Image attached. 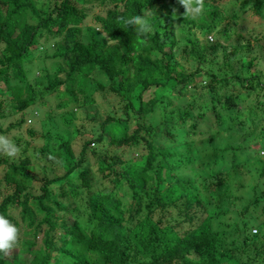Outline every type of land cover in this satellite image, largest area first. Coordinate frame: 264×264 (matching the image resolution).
I'll list each match as a JSON object with an SVG mask.
<instances>
[{"label": "trees", "instance_id": "trees-1", "mask_svg": "<svg viewBox=\"0 0 264 264\" xmlns=\"http://www.w3.org/2000/svg\"><path fill=\"white\" fill-rule=\"evenodd\" d=\"M77 1L0 0V136L20 124L27 107L44 104L45 90L55 95L40 130L26 129L40 143L15 134L9 138L18 151L10 156L0 149V215L25 237L9 255L0 253V264L264 262V148L258 145L264 142V70L251 68L255 51L264 54V30L245 23L264 22V0H204L202 12L188 16L178 0H81L112 6L91 16L102 35L86 27L85 38ZM225 12L250 28L249 53H241L248 41L228 49L216 37ZM137 15L149 20L151 32L125 26ZM192 26L202 39L186 37L190 45L178 46L177 30L189 33ZM209 33L216 39L207 40ZM41 37L53 41L54 64L35 93L23 65ZM206 51L219 64L212 67ZM94 70L107 80L117 112L107 111L74 154L71 107L95 105L103 85L91 77ZM11 115L17 119L2 127ZM234 125L241 131L232 146L243 149V159L215 170V157L205 161L198 146ZM248 137L256 148L241 146ZM127 147L138 149L139 162L123 161ZM86 153L96 156L101 177L110 176L108 187H91ZM34 162L41 164L36 173Z\"/></svg>", "mask_w": 264, "mask_h": 264}, {"label": "rangeland", "instance_id": "rangeland-1", "mask_svg": "<svg viewBox=\"0 0 264 264\" xmlns=\"http://www.w3.org/2000/svg\"><path fill=\"white\" fill-rule=\"evenodd\" d=\"M46 2L49 0H39V2ZM53 1V0H50ZM77 4L79 5V7H82L84 10V16L82 18V22L80 24V28L82 29V36L83 38L86 37V32H85V28L89 27L94 35L96 37L101 36V32L98 29V27L96 25L93 24L92 20H91V16L94 14H103L105 9L110 8L112 9L111 4L108 5V3L106 2L103 6L99 5L98 3H96L95 1H88L84 2L81 0L77 1ZM121 4L118 5V7H116V10H120L121 8ZM262 13H264V10H261ZM220 15V14H219ZM224 16H227L226 18L222 19L221 21H218L215 29L216 31H218V33H216V37L219 39L220 42L225 44V48L231 47V44H233V42H245L248 41V45L244 44L242 49H241V53L242 54H247L250 52V47L254 46V44H252V40H251V36L249 35L248 30H250V28H252L253 31H262L264 30V22H258L259 18H255V21L253 22V25L251 22H245L247 26H250V28L244 27V24H242L241 22H235L233 19L229 18L228 14L225 12V14H223ZM248 14H245V17ZM178 22L177 19H173L172 24H176ZM258 23V24H257ZM227 31V32H226ZM180 32V33H179ZM189 37L190 41H192L193 43H196L195 40L197 39H202L203 35L201 34L200 31L194 29V27H190L189 28V33L185 32V31H179L177 30L176 33V42L178 43V46H185L188 47L190 44L187 40V38ZM216 37L212 34L209 33L208 35H206L207 40H214L216 39ZM192 39V40H191ZM51 42L53 41H49L47 40H43V37H41L39 39V43H37V46H35V48L31 51V55L30 58L28 60V62H25V64L23 65V69L25 71V76L26 79L28 81H30L32 83V85L35 83V87L33 88V91H35V93H37V90H41L43 88V85H45V76L50 78L52 76L51 72V67L54 64L53 59L48 56L52 50H53V46L51 45ZM0 47H1V43H0ZM179 49V47H178ZM254 53V52H252ZM257 56V63L254 65V67L251 68H255V69H260V70H264V54L263 52H261L260 50L255 51L254 53ZM159 55V54H158ZM206 57L209 59H211V66L215 65V64H219L217 62V60L211 58V56H209V52L206 51L205 53ZM243 60V57H239L237 58V62L236 65H239L240 62ZM213 67V66H212ZM240 67V65H239ZM244 73V72H243ZM91 77L93 79H95L97 82H99L100 84L103 85V87L101 89H98L95 93V98H96V103L95 105H90V106H86V107H82V108H77L74 109L71 107V109L73 110V119L71 120V126L69 127L68 131L70 132L69 136H70V146L74 152V154H77V152L80 149L81 143L86 140L89 139L91 137H93L96 134V128L99 125V122L103 119V117L105 116V114L107 113V111L109 113H112L114 115H116L117 109L115 110V106L114 103L116 104V100L113 97L112 94H110V92L108 91V88L106 87V82L107 80L105 79V77L102 75V73L98 70H94L91 74ZM58 78L62 79L63 78V73H59L58 74ZM1 86V85H0ZM2 87V86H1ZM153 87V86H152ZM59 88H62V85L59 86ZM242 88H240L239 90H242ZM150 88L147 91V93L150 92ZM137 92H139V87H136V89L133 91V95L137 94ZM47 93L48 91L45 90L42 94V99L44 100V104L38 106L37 104H34L32 106L27 107L22 114V121L20 122V124L17 127H11L9 132H6L4 136H7L6 139L10 141V136L11 135H20L22 138L28 140L29 144L34 143H40V141H36L35 139H33L34 141H30V137L26 134V129L28 127L33 128L35 131H39V126L38 124L40 123V119L42 117V115L45 113L46 108H48L51 104V99H55V95L52 96V98H50L49 96L47 97ZM256 93V90L254 91V93H248L247 95L250 94V96L254 97ZM258 97L260 98V94H257ZM144 98H146L147 96H143ZM50 98V99H49ZM258 100V99H257ZM36 105V106H35ZM35 106V108H34ZM44 107V109H43ZM46 107V108H45ZM17 115V114H16ZM16 115H11L9 117H7L3 123H2V127H4L8 121H15L17 119ZM153 119H157L159 116V112H154L152 115ZM134 117V116H133ZM241 118H244V115H241ZM134 118L129 120V126L133 123ZM59 124H61V122L59 121ZM251 125L250 122L245 123V128L249 127ZM63 126V125H62ZM62 126L59 125L58 130L61 131L60 128H62ZM263 127V125L261 124V122L258 123L257 125V129H259L260 127ZM75 127L78 129V134L76 132L75 135H72V131H75ZM240 129L238 125H234L231 129L226 130L224 132L221 133L220 137H215L213 136L211 141L209 142H205V139L203 140V143L201 145H199V149L201 151V153L203 154V159L205 161H209L211 158L215 157L214 160L215 162L213 163L212 167L215 170H222L225 168H229L230 164L232 161H242L243 159V149L239 148L236 149L234 148L232 145H234L235 143H237L238 140H240L238 138L239 134H240ZM257 132H259L258 130L254 131L253 134H256ZM5 138V137H4ZM245 145L248 147H252V148H256L257 147V143L252 141L249 137L246 138V140L241 142V146ZM258 145H262L264 148V142H260L258 143ZM232 148L234 150H232ZM213 152V153H211ZM259 154L264 157V149L259 151ZM213 155V156H212ZM96 156L90 154V153H86V158L88 161V165L90 168V177H91V187L92 188H106L110 185V176L107 177H101L99 173H97L96 171V167H95V162H94V158ZM121 157L123 159V161L125 163H129L131 161H136L139 162L140 157H139V152L137 148H123V151L121 152ZM253 161H249L247 164H244V166L246 167L248 164H250ZM40 162L33 163L34 166V172L36 173L37 171H40ZM258 165H260V163H258ZM257 166V165H256ZM66 168L65 164L58 169V172L61 173V171H63ZM46 172L49 175H52V172H50L48 169H46ZM39 174V172L37 173ZM264 176V175H263ZM40 177V176H39ZM262 180H264V177L261 178ZM34 188H31V190H34L32 192H35V185L33 186ZM37 192V190H36ZM35 192V193H36ZM231 218L234 217V213L231 212L230 213ZM57 233H60L57 232ZM56 233V234H57ZM61 235V233H60ZM59 235V236H60ZM25 237L22 235L21 230L19 229V241L24 240ZM35 240H39V235L35 237ZM15 251V248L11 251L13 252ZM193 257V255L191 256ZM259 264H264V262L262 261Z\"/></svg>", "mask_w": 264, "mask_h": 264}, {"label": "clouds", "instance_id": "clouds-1", "mask_svg": "<svg viewBox=\"0 0 264 264\" xmlns=\"http://www.w3.org/2000/svg\"><path fill=\"white\" fill-rule=\"evenodd\" d=\"M178 3L185 9L184 16L192 14H200L204 8V0H178ZM195 5V6H193ZM175 12V10H173ZM125 26H135L136 31L140 35L147 34L152 31V25L144 16H134L124 20ZM0 149L14 155L18 150L9 140L0 136ZM19 240V229L12 224L3 215H0V253L9 255L17 246Z\"/></svg>", "mask_w": 264, "mask_h": 264}]
</instances>
